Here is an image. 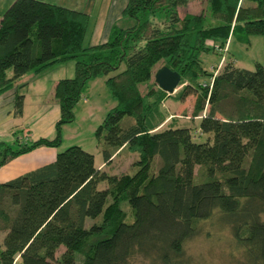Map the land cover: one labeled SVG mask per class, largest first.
<instances>
[{"label": "trees", "instance_id": "1", "mask_svg": "<svg viewBox=\"0 0 264 264\" xmlns=\"http://www.w3.org/2000/svg\"><path fill=\"white\" fill-rule=\"evenodd\" d=\"M189 1L128 0L122 16L132 24H115L108 41L90 46L85 11L44 0H14L6 9L0 95L24 75L70 59L76 70L55 86V137L19 142L18 148L0 142V167L40 146L59 148L84 88L102 74L118 102L96 129L104 165L124 150L138 158L135 172L110 174L74 144L53 162L0 182V264L18 258L23 264H76V252L83 264H134L140 257L185 264L186 241L219 214L244 250L241 264H264V65L240 67L229 53L231 40L249 45L252 36H264V0H205L210 16L220 20L209 26L204 11L180 16L179 7ZM159 12L161 22L155 20ZM211 41L219 44L212 48ZM210 49L225 59L213 72L200 59ZM163 65L182 75L174 94L155 82ZM192 94L196 124L178 125L171 114L161 127L169 117L163 103ZM23 107L18 94L16 115ZM103 181L107 186L100 188Z\"/></svg>", "mask_w": 264, "mask_h": 264}, {"label": "rangeland", "instance_id": "2", "mask_svg": "<svg viewBox=\"0 0 264 264\" xmlns=\"http://www.w3.org/2000/svg\"><path fill=\"white\" fill-rule=\"evenodd\" d=\"M101 0H96V7H98ZM93 2V1H92ZM89 4V0H78L79 10L86 9L85 6ZM7 9V8H6ZM99 8H97L98 11ZM6 11V10H5ZM203 12L206 14V25H217L220 23L218 18H213L210 16V10L208 3L205 0H190L187 4L179 7L180 16L183 17L187 13H198ZM165 15L161 12L157 13L155 20L161 22L164 19ZM94 20V19H93ZM129 21V22H128ZM93 22V21H92ZM130 18H126L123 21L119 22L120 26H128L132 24ZM93 24V23H91ZM261 39L260 42L254 44L253 47H248L247 45L240 43L236 40H233L229 48V53L236 59V62L241 67H249V69H254V65L250 62L251 59H259L264 56V41ZM219 41H211L208 43V46L213 48L215 43ZM85 45H88V41H85ZM223 54H226L225 52ZM227 55V54H226ZM222 53L215 52L212 49L210 51L203 52L200 56L203 66L210 72L214 71V68H221L222 64L225 62V59L222 60ZM222 60V61H221ZM220 63V64H219ZM220 65V67H219ZM58 66V67H57ZM125 67V64H122L121 69ZM52 68H55L54 70ZM216 69V68H215ZM52 72L49 75V78L53 77L54 73H61V77L68 78L67 75L70 74V71L74 73L76 70V60L70 59L61 64H55L54 66L48 69ZM218 72V71H217ZM116 74L112 72L110 75ZM217 73H215L216 75ZM26 75H31L28 73ZM75 75V74H74ZM25 76V75H24ZM23 76V77H24ZM22 77V78H23ZM109 76L99 75L91 79L88 82L87 86L84 88L83 96L75 106V119L74 121L67 123L63 126L62 129V143L58 151L64 150L71 145L77 144L82 146L87 151L95 155L96 166L100 165L103 162V156L100 152L99 142L96 137V129L103 122L108 111L117 105V99L113 96L110 88L108 87L106 80ZM22 83L25 82L22 79ZM211 80V77L210 79ZM43 81V79H42ZM45 84L46 82L43 81ZM204 83V82H203ZM207 83V81H205ZM147 84H140V88L143 93L147 91ZM181 86H178V92L181 89ZM22 89V88H21ZM37 89L32 90L30 93V99L26 107H23V112H25V118L31 116L36 110V103L33 102V95L38 93ZM23 91V90H22ZM42 95H47V92ZM50 99L55 98L54 92L50 94ZM88 100V101H87ZM197 100L196 94L189 95L184 100H177L169 98L166 100L162 108L165 113L169 114V117L165 122L161 124V127H167L171 122V114L178 120V125H191L194 126L196 120L193 118V111L195 103ZM6 106H2L0 109H5ZM15 119L6 122L0 126V142H4L7 145L12 146L13 148H18L19 142L22 141L24 137L25 130L28 129L26 126L22 127V117L17 115ZM60 114L55 116L54 112H50V119L45 125L42 126L44 131L47 134H51L56 130V122L59 119ZM127 118V117H126ZM129 118V117H128ZM127 118V119H128ZM41 125L35 124V128L39 129ZM25 128V129H24ZM56 135V134H55ZM54 135V137H55ZM47 137V136H46ZM53 138V137H48ZM138 158V153L130 151H122L120 154L114 157V160L111 165L106 167V170L110 174H123L131 173L136 171L133 163ZM160 161L156 159L154 171L159 167ZM196 174L198 179H202L200 176V166H196ZM107 182H100L99 187L105 188ZM123 207L129 209V204L123 203ZM221 214L214 216L208 220L201 222V230L198 235L186 241L184 260L185 264H241L244 257V250L234 241V236L231 226L222 219ZM92 223L91 219L87 220V225L89 226ZM5 232L0 230V245L3 240ZM65 250V247L62 245L56 255L60 256L61 253ZM76 264H83L84 255L76 252L75 253ZM16 264H23L20 259H17ZM134 264H161L151 258H137L134 261Z\"/></svg>", "mask_w": 264, "mask_h": 264}, {"label": "crops", "instance_id": "3", "mask_svg": "<svg viewBox=\"0 0 264 264\" xmlns=\"http://www.w3.org/2000/svg\"><path fill=\"white\" fill-rule=\"evenodd\" d=\"M44 1L63 5L69 8H78V0ZM13 2L14 0H0V21L6 8H8ZM127 2L128 0H101L98 7H96V0H89V4L85 6L86 9L82 10L88 13L90 16V23L85 38V41H88V45L86 46L97 45L108 41L113 26L125 19L122 16V11L125 8ZM97 8H99L98 11ZM261 39L264 41V36H252L251 43L247 46L251 48L255 43L260 42ZM232 42L233 40H231L229 48ZM250 62L254 65V67L256 62H260L264 65V56L263 58L259 59L253 58L250 60ZM236 64L238 65L237 62ZM245 68L249 69V67ZM52 69L54 70L55 68ZM51 72L52 70H46L39 74L31 73L29 76L25 75L23 78L21 77L25 80L24 83H22L20 78L12 89L0 95V108H2L3 105L6 106L5 109H0V126H2L6 122L18 117L15 113V101L18 94L24 95L25 108L30 99L29 97L32 90L37 89L36 91H38V93L33 95V102L36 103L37 110L27 118H25V112L21 114L23 120L21 125L22 127L26 126L28 128L25 130L24 137L21 141L24 144L40 137H54L56 134V130L52 132V135H49L42 128V126L49 121L51 111L54 112L55 116L57 117L60 114V105L56 98L50 99V94L55 91L57 82L63 77H61V73H54L53 77L49 78ZM70 74L73 75L67 76L73 77L75 71L74 73L70 71ZM42 79L46 82V84L42 81ZM45 92H47V95H42ZM197 121L198 120H196V122ZM35 124L41 125L40 128H35ZM57 153V148L40 146L28 153L11 159L2 167H0V182L8 181L28 171L53 162L56 159ZM107 166L108 165H104V161L98 165L99 168L104 169H106Z\"/></svg>", "mask_w": 264, "mask_h": 264}, {"label": "water", "instance_id": "4", "mask_svg": "<svg viewBox=\"0 0 264 264\" xmlns=\"http://www.w3.org/2000/svg\"><path fill=\"white\" fill-rule=\"evenodd\" d=\"M182 79V75L163 65L155 73L156 84L169 94H174Z\"/></svg>", "mask_w": 264, "mask_h": 264}, {"label": "built area", "instance_id": "5", "mask_svg": "<svg viewBox=\"0 0 264 264\" xmlns=\"http://www.w3.org/2000/svg\"><path fill=\"white\" fill-rule=\"evenodd\" d=\"M224 59V58H223ZM211 86H212V83H211Z\"/></svg>", "mask_w": 264, "mask_h": 264}]
</instances>
